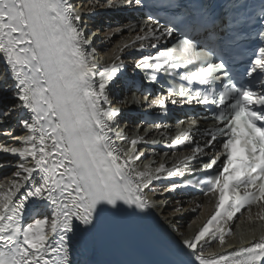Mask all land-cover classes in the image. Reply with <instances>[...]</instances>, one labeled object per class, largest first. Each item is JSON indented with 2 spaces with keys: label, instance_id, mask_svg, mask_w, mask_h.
I'll return each mask as SVG.
<instances>
[{
  "label": "snow or ice",
  "instance_id": "1",
  "mask_svg": "<svg viewBox=\"0 0 264 264\" xmlns=\"http://www.w3.org/2000/svg\"><path fill=\"white\" fill-rule=\"evenodd\" d=\"M97 7L146 16L143 27L127 25L136 34L106 65L74 0H0V91L14 101L0 125L15 113L25 133L0 129L19 141L0 144L16 158L13 178L0 182V264H71V241L87 245L112 221L147 224L163 180L165 192L198 190L214 210L191 235L169 232L158 264H264V235L211 251L213 241L233 247L238 214L264 221V0H98L89 14ZM129 48L140 53L134 68L166 93L151 106L208 113L169 137L173 156L186 153L170 166L141 167L149 141L115 131L110 85ZM200 119L215 126L201 130Z\"/></svg>",
  "mask_w": 264,
  "mask_h": 264
},
{
  "label": "bare ground",
  "instance_id": "2",
  "mask_svg": "<svg viewBox=\"0 0 264 264\" xmlns=\"http://www.w3.org/2000/svg\"><path fill=\"white\" fill-rule=\"evenodd\" d=\"M98 0H83V3H81L79 6H77L82 13L85 15V30H87V34L91 36V48L95 50L96 57L100 56V59L97 60L98 63L101 65H106L112 62L114 59V56L117 54V46L123 44L125 41L130 42V38L134 37L136 34L134 31H131L128 29L127 25L131 22H125L123 24L117 25L115 22H111V25L109 27L106 26V23H102V21L109 17L107 14H112L114 11H119L121 9H116L114 11L104 9L97 7L95 10L94 14H89V7L97 3ZM99 2H103V0H99ZM102 14L100 16L99 14ZM105 21V20H104ZM146 22H141V21H136L134 22L137 27H143ZM120 30V31H117ZM110 32H115L116 34L111 36L109 38L108 33ZM134 55H136V49L129 48L125 49V51L121 54L123 61L124 60H129L131 59ZM1 70H3V65L1 64ZM3 80L0 78V83H2ZM6 95H10V92L7 93ZM1 97V95H0ZM129 100L132 101L134 100V97L131 95L129 97ZM135 102V101H134ZM136 104L137 101L135 102ZM150 107V106H149ZM148 107V108H149ZM130 109V108H127ZM8 110V109H7ZM6 110V111H7ZM7 119L10 121L9 123H13L14 125H18L17 121L19 117L15 113H10L7 116ZM21 128V127H20ZM137 132H133L131 128H128L124 134L128 133L127 138H133L136 136H143L144 139H147L149 137H153L155 133L153 132H148V129L143 128V130H139L135 128ZM20 131V132H18ZM18 136L24 133L23 129H17ZM131 135V136H130ZM126 141V140H125ZM19 141L17 142L16 140L12 142H7L4 141V145H18ZM146 145L148 143H143L139 146V150L142 153V149L146 148ZM147 149V148H146ZM150 149H147L143 152L142 154V163L140 166L142 167V164L144 162H148V165L153 164L148 158L150 155L153 153L157 155V152H150ZM0 154H5V153H0ZM16 160L15 157L11 156L4 161H2V166L0 167L1 169H4L3 166H9V162H14ZM149 160V161H148ZM162 162L158 160V163ZM157 163V164H158ZM166 163V161L164 162ZM170 164V162H169ZM12 166H10L11 168ZM9 168V169H10ZM0 169V170H1ZM5 170L1 171V174H4ZM11 179V178H9ZM9 179H5L3 182H7ZM164 185H166L163 181L159 182H154V192L150 193L152 198L157 201L159 207L156 208L154 211L157 216H160L164 221L165 224L169 225L171 229H179L178 236L181 234L185 235H191L193 231H195L201 224L202 222L212 213L214 209L213 202L210 200V198L206 197L200 200H194L193 202L185 199V198H179L176 197V192H165L164 191ZM198 205H202V207H198ZM179 208L180 211L174 212V209ZM253 215L255 217V214L257 213L258 209L253 208ZM169 220H171L173 223L172 225L169 224ZM235 224H233L234 227ZM240 226L244 228V231H247L245 233H242L240 230ZM235 233L238 234V237H231L230 239L228 238V242L231 243L232 245L238 246L240 245V238L243 236L246 241H252L253 239H258L261 235H264V221H260L257 219H253L251 222H249L246 218L244 219V222L240 223L237 228ZM240 236V237H239ZM213 247L211 248V251L216 252V253H223L226 251V247L222 248L218 244H216L215 241L212 242Z\"/></svg>",
  "mask_w": 264,
  "mask_h": 264
},
{
  "label": "rangeland",
  "instance_id": "3",
  "mask_svg": "<svg viewBox=\"0 0 264 264\" xmlns=\"http://www.w3.org/2000/svg\"><path fill=\"white\" fill-rule=\"evenodd\" d=\"M124 136L125 137H128V133L127 134H124ZM131 136V135H130ZM158 159H156V160H154V162L155 161H157ZM149 161V160H148ZM144 165H148V162L146 161V162H144L143 164H142V167L144 166ZM157 165V163H155L154 165H152L153 167H155ZM12 176L10 175V176H7V177H5L4 179H9V178H11ZM13 178V177H12ZM11 178V179H12ZM240 228H241V232L244 230V228L242 227V226H240Z\"/></svg>",
  "mask_w": 264,
  "mask_h": 264
}]
</instances>
